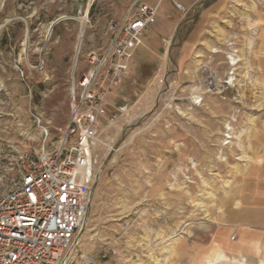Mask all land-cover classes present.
<instances>
[{"label":"rangeland","instance_id":"obj_1","mask_svg":"<svg viewBox=\"0 0 264 264\" xmlns=\"http://www.w3.org/2000/svg\"><path fill=\"white\" fill-rule=\"evenodd\" d=\"M185 1L162 5L108 98L76 260L170 264L226 232L236 260L264 264V0ZM131 2L0 0V148L59 145L72 81Z\"/></svg>","mask_w":264,"mask_h":264},{"label":"built area","instance_id":"obj_2","mask_svg":"<svg viewBox=\"0 0 264 264\" xmlns=\"http://www.w3.org/2000/svg\"><path fill=\"white\" fill-rule=\"evenodd\" d=\"M166 1L181 9L175 0H132L122 20L110 26L109 45L90 54L87 69L72 81L69 120L59 129L58 146L33 152L0 148L6 165L0 172V264H96L92 256L76 260L75 252L97 175L98 126Z\"/></svg>","mask_w":264,"mask_h":264},{"label":"crops","instance_id":"obj_3","mask_svg":"<svg viewBox=\"0 0 264 264\" xmlns=\"http://www.w3.org/2000/svg\"><path fill=\"white\" fill-rule=\"evenodd\" d=\"M176 3H178L181 6V10L183 11L184 14L188 11V9H190L189 3H187L185 0H176ZM164 4H165V2L162 4L163 8H162V5L160 7V8H162L163 12L170 11L168 5H166V4L164 5ZM159 11H160V9H159ZM158 14H159V12H158ZM149 31H147L142 36V38H141L142 44L145 41V38L148 35H150ZM150 37L152 39V34L150 35ZM138 49H137V51H138ZM136 52H135V54H136ZM236 231H238V232L235 235V239L236 238L242 239V238L251 237V235H246V234H250V233H245V232L239 231V230H236ZM216 238H217V241L219 243L216 246H210V247L200 246V247H195L192 250L190 249L191 251L182 252L183 255L180 256L179 258L175 259V260H177L176 262H170V264H206V261H211V262H213V264L214 263L215 264H248L247 262L241 263V262H239V260H236V257H237L236 255L239 254L237 252V250L239 249V244H237L236 242L231 243L229 241L228 233L224 232ZM182 253L180 252V254H182ZM184 254L197 255L198 258H197V256L196 257H190L189 256L192 259V261H186V258H188V256L187 255L185 256ZM219 255H221L220 258L218 257ZM194 258L199 259L201 262L194 261L193 260ZM208 264H210V263H208Z\"/></svg>","mask_w":264,"mask_h":264},{"label":"bare ground","instance_id":"obj_4","mask_svg":"<svg viewBox=\"0 0 264 264\" xmlns=\"http://www.w3.org/2000/svg\"><path fill=\"white\" fill-rule=\"evenodd\" d=\"M49 34H50V31L48 32V36H49ZM47 39H48V38H47ZM82 39H83V28L81 29V31H80V33H79L78 41H77V44H76V47H75V55H74V59H73L72 70H74V68H75V65H76V62H77V57H78V54H79V52H80V50H81L82 41H83ZM229 60H230V65L234 66V65L236 64L235 59L232 58L231 56H230ZM233 81H234V79L231 78V79H230V82L233 83ZM192 99H193V101H196L197 98L195 97V98H192ZM225 137H226V139H230V136H229V135H227V136H225ZM212 263H213V262H212ZM214 264H215V263H214Z\"/></svg>","mask_w":264,"mask_h":264},{"label":"water","instance_id":"obj_5","mask_svg":"<svg viewBox=\"0 0 264 264\" xmlns=\"http://www.w3.org/2000/svg\"><path fill=\"white\" fill-rule=\"evenodd\" d=\"M55 24H56V22L52 24L51 28H52Z\"/></svg>","mask_w":264,"mask_h":264}]
</instances>
